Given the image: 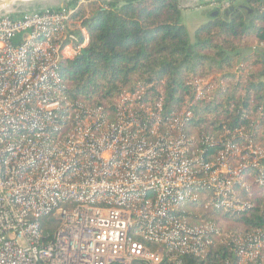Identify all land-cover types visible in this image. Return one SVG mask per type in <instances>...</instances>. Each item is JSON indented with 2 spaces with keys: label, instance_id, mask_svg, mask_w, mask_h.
Instances as JSON below:
<instances>
[{
  "label": "built area",
  "instance_id": "2783aa9c",
  "mask_svg": "<svg viewBox=\"0 0 264 264\" xmlns=\"http://www.w3.org/2000/svg\"><path fill=\"white\" fill-rule=\"evenodd\" d=\"M76 4L0 14V264H207L217 245L232 264H264V232L226 227L264 190L261 132L191 127L224 78L191 75L172 104L163 80L110 105L69 99L63 71L89 43ZM205 208L221 219L194 214Z\"/></svg>",
  "mask_w": 264,
  "mask_h": 264
},
{
  "label": "trees",
  "instance_id": "16d2710c",
  "mask_svg": "<svg viewBox=\"0 0 264 264\" xmlns=\"http://www.w3.org/2000/svg\"><path fill=\"white\" fill-rule=\"evenodd\" d=\"M222 2L217 0L218 6L202 4L209 17L195 29L193 41L181 20L178 0H103L99 6L89 2L88 7H95L86 20L89 43L63 71L67 97L110 105L124 89L163 80L172 104L189 92L183 85L189 76L220 74L228 81L235 77L234 67L244 63L248 67L245 94L237 93V81L230 89L220 90L212 101L198 102L191 127L216 136L224 128L243 126L261 132L264 139V129L250 125L251 119L246 116L262 106L264 117V49L258 46L264 41V0H231L224 8ZM72 4L76 0L65 6ZM81 11L84 16L83 6L77 12ZM252 37L257 44L254 49ZM252 56L255 58L249 62ZM248 201L250 205L226 220L230 222L227 229L235 234L258 229L264 232V194L251 196ZM208 220L219 221L215 217ZM53 221L45 220V225ZM210 255L207 264L233 263L225 245H217Z\"/></svg>",
  "mask_w": 264,
  "mask_h": 264
},
{
  "label": "rangeland",
  "instance_id": "374dc122",
  "mask_svg": "<svg viewBox=\"0 0 264 264\" xmlns=\"http://www.w3.org/2000/svg\"><path fill=\"white\" fill-rule=\"evenodd\" d=\"M72 0H56L52 5L50 6H54V4H56L55 6L57 5H65V4H68V2L71 3ZM79 0H76V2H78ZM91 1H95L96 2V6H99L100 5V2H102L103 0H83V4L80 5V6H83V9H84V14L85 15H89L91 13H93L95 11V7H88L89 6V2ZM210 2V4L212 6H218L219 4H217V0H197L195 3L191 4V5H187L186 3H183V2H179L180 4V7L182 8V12H181V20L182 22L184 23L185 27H186V30L188 32V35H189V39L191 41L194 40V31H195V28L198 24V20L199 18H201L203 15H204V12L202 11L203 9H205L206 7L203 6L202 4H205L206 2ZM231 1V0H229ZM229 1L227 2H224V4L220 5L221 8H223L224 6L227 7L229 5ZM86 2V3H85ZM43 5H48V4H44L42 1H34L31 5H27V7H24V6H21L20 4H18V6L16 5H13L10 10L15 6V7H19V8H40L42 7ZM73 5H77V4H73ZM246 5H249V4H246ZM253 5V4H252ZM223 6V7H222ZM250 6V5H249ZM14 9L16 10L17 8ZM203 8V9H202ZM9 10V11H10ZM83 11L81 12H78V14H82ZM251 43H252V48H257V44H256V39L254 37L251 38ZM255 57L252 56L250 57V59L248 60L249 62L252 61V59H254ZM235 71V77L234 79H230V80H226L224 81L225 83V86L227 88L230 89V87H232L233 85H235V83L237 81L240 82V86L238 87V94L239 95H244L245 94V85H246V81L248 80V77H247V71L248 69L245 71V70H242L241 72L242 73H239V71H237L234 67V70ZM238 75H241V77H238ZM259 129L262 130L264 129V122L259 126ZM194 132L195 133H200V131L198 129H194ZM261 134V133H260ZM262 136V134L260 135V137ZM255 143L257 145H260V146H263L264 147V139L261 137V139H258L257 141H255ZM248 177V184H249V188L253 191L255 188H258L257 187V184L255 182V179L257 177V175L255 173H250ZM256 194H259V195H263L264 194V190L263 192L259 193V192H254L252 194V196L256 195ZM242 196H245L244 194ZM223 212V211H222ZM195 215H199L200 217L199 218H202V219H208L210 217H215L217 220H220L221 219V215H215L213 213V211L210 209V208H205V209H199V210H196L194 212ZM227 226L230 225V222H227L226 224ZM226 226V227H227Z\"/></svg>",
  "mask_w": 264,
  "mask_h": 264
},
{
  "label": "bare ground",
  "instance_id": "6f19581e",
  "mask_svg": "<svg viewBox=\"0 0 264 264\" xmlns=\"http://www.w3.org/2000/svg\"><path fill=\"white\" fill-rule=\"evenodd\" d=\"M34 1H36V0H0V14L9 12L10 8L13 5L18 6V4H20L21 6L27 7V5H31ZM37 1H42L44 4L52 5L56 0H37ZM196 1L197 0H191V2L187 3V5H191V4L195 3ZM58 3H56V4H58ZM56 4H54V5H56Z\"/></svg>",
  "mask_w": 264,
  "mask_h": 264
},
{
  "label": "crops",
  "instance_id": "0c3cea01",
  "mask_svg": "<svg viewBox=\"0 0 264 264\" xmlns=\"http://www.w3.org/2000/svg\"><path fill=\"white\" fill-rule=\"evenodd\" d=\"M209 2V1H208ZM210 6H211V4H209ZM204 6V5H203ZM208 7V6H207ZM203 9V8H202ZM205 10H207V8H205V9H203L202 11L204 12V15L201 17V18H199V20H198V24H197V26H196V28L198 27V26H200L201 24H204L207 20H208V17H209V15L208 14H205ZM195 28V29H196ZM264 57V56H263ZM264 60V59H263ZM263 74H264V72H263ZM263 79H264V76H263Z\"/></svg>",
  "mask_w": 264,
  "mask_h": 264
},
{
  "label": "water",
  "instance_id": "95a60500",
  "mask_svg": "<svg viewBox=\"0 0 264 264\" xmlns=\"http://www.w3.org/2000/svg\"><path fill=\"white\" fill-rule=\"evenodd\" d=\"M106 1H110V0H106ZM179 2H183V3H189V2H191V0H178ZM263 59H264V57H263ZM263 72H264V69H263Z\"/></svg>",
  "mask_w": 264,
  "mask_h": 264
}]
</instances>
